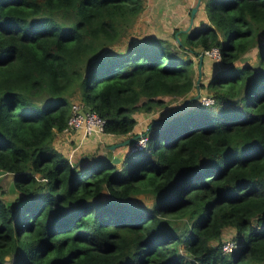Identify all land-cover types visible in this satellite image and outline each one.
Masks as SVG:
<instances>
[{
    "label": "trees",
    "instance_id": "obj_1",
    "mask_svg": "<svg viewBox=\"0 0 264 264\" xmlns=\"http://www.w3.org/2000/svg\"><path fill=\"white\" fill-rule=\"evenodd\" d=\"M200 1L208 25L132 40L143 0H0V170L19 192L0 198V264H264V0ZM200 53L214 103L152 118L120 167L54 145L74 95L130 136L189 94Z\"/></svg>",
    "mask_w": 264,
    "mask_h": 264
},
{
    "label": "crops",
    "instance_id": "obj_2",
    "mask_svg": "<svg viewBox=\"0 0 264 264\" xmlns=\"http://www.w3.org/2000/svg\"><path fill=\"white\" fill-rule=\"evenodd\" d=\"M195 3L196 0H143V9L139 17L145 22H148L150 26L154 27V32H159V34L163 33L165 34L163 36L170 38V35L175 29L185 32L194 27L209 24L201 1L194 15L191 16L190 10ZM192 57L194 58L193 55ZM212 63L213 62L209 61L204 64L203 71L209 66L210 69L212 68V74L216 62ZM150 113L137 112L135 114L136 124L131 135L145 131L146 124H148V119L150 118L148 115ZM55 136L60 137L61 139H59V146L54 145L65 153L72 161L76 160L78 157L89 155L90 152L97 147L98 150L102 148L104 155L106 152L111 151L112 156H119L120 159L129 153L127 145L116 147L113 150L108 147L110 144L122 140L123 136H115L105 133L83 136L82 131L69 128L65 131L56 132ZM97 155L102 154L97 153Z\"/></svg>",
    "mask_w": 264,
    "mask_h": 264
},
{
    "label": "rangeland",
    "instance_id": "obj_3",
    "mask_svg": "<svg viewBox=\"0 0 264 264\" xmlns=\"http://www.w3.org/2000/svg\"><path fill=\"white\" fill-rule=\"evenodd\" d=\"M140 15L141 14L139 13V15L137 16L133 26L131 27V29L128 32L127 38L132 39V40H139L146 35H154V34L158 35V36L165 35L163 33L159 34V32L158 33L154 32L153 31L154 27L150 26V24L148 22H145L143 19H140V17H139ZM254 59H255L254 55L248 59H246V57H244L243 59L235 61L234 64H241L242 62H249V63H254L255 64L254 66L257 67V62ZM209 61L210 60L207 59V62H209ZM207 67L208 68L205 71L201 72V77H200V82H203L205 84L207 83V81L211 75V69H212V68L210 69L209 66H207ZM196 77H197V74H196ZM195 93H196V88L194 85V87L192 88V90L189 92V94L186 97H178L177 98V97L163 96L162 99L165 100V105L158 107L157 109L152 111V113H150L148 115L150 117L148 120L150 121L151 118H154V117L158 118V117H161L163 115L168 114L169 112H171L175 108L179 107L184 102V99L195 95ZM202 93L207 94V95L211 94L210 90L207 89L206 87L203 89H200V94H202ZM200 94H199V96H200ZM76 100H79L78 95H74L72 101H76ZM146 125H148V124H146ZM145 130H147V126L145 127ZM56 136L54 135L55 138H53V143L55 145L59 146V144H60L59 139H61V138L56 137ZM97 148L93 149V152H97V150H98ZM97 153L104 154V152L102 151V148H100V150H98ZM116 164H117V167H120L121 166L120 160ZM18 195H19V192L14 188V185H13L12 174L6 173V172L0 170V198H2L6 203H9V202L13 201V199L15 197H17ZM151 201H152L151 198L147 197L144 194H139V195L132 198V202L134 204H137V205L151 206ZM234 233H235L234 228L226 227L221 234V241L230 239V240H235L238 242V240L235 239V237H234ZM215 243H216V241H214V244ZM235 252H236V250H235Z\"/></svg>",
    "mask_w": 264,
    "mask_h": 264
},
{
    "label": "built area",
    "instance_id": "obj_4",
    "mask_svg": "<svg viewBox=\"0 0 264 264\" xmlns=\"http://www.w3.org/2000/svg\"><path fill=\"white\" fill-rule=\"evenodd\" d=\"M203 53L214 60L220 59V52L218 47L216 46H213L209 49H204ZM199 100L200 103L204 105H211L214 103V98L211 95L203 93L200 94ZM67 125L69 129L82 131L83 136L104 134V119L100 117L96 111L88 109L81 100L71 102ZM147 139L148 134L145 130L142 134L139 135L138 138L127 144L129 153L143 149L146 146ZM236 248L237 242L235 240L228 239L221 241L220 249L225 254L231 253Z\"/></svg>",
    "mask_w": 264,
    "mask_h": 264
},
{
    "label": "water",
    "instance_id": "obj_5",
    "mask_svg": "<svg viewBox=\"0 0 264 264\" xmlns=\"http://www.w3.org/2000/svg\"><path fill=\"white\" fill-rule=\"evenodd\" d=\"M199 3H200V0H196V3L194 4V6H192V8H191V10H190V14H191V16L194 15L195 11L197 10V7H198ZM175 35H176V34H175ZM177 40H178V39H177ZM202 57H203V56H202V54L200 53V54L198 55L197 77H196V79H195V88H196V93H195V95H193V96H191V97H189V98H186V99L184 100V102H183L179 107H177L176 109H174V110H172L171 112H169V114H168L167 116L171 115L172 113H175V112L180 111L190 99H195V98H197V97L199 96V94H200L199 82H200V77H201V63H202ZM142 133H143V132H142ZM142 133H136V134L130 135V136L124 138L123 140H120V141H118V142H115V143H113V144H110L108 147H110V149L113 150V149H115L116 147L127 145V144H129L131 141H133L134 139L138 138L139 135L142 134ZM119 160H120V157H119V156H116V155L112 156V158H111V162H113V163H117Z\"/></svg>",
    "mask_w": 264,
    "mask_h": 264
}]
</instances>
